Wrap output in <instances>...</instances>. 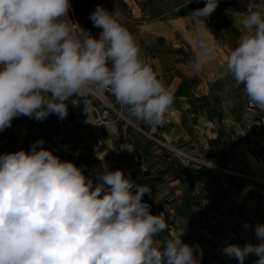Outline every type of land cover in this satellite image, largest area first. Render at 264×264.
<instances>
[{"label":"clouds","instance_id":"clouds-1","mask_svg":"<svg viewBox=\"0 0 264 264\" xmlns=\"http://www.w3.org/2000/svg\"><path fill=\"white\" fill-rule=\"evenodd\" d=\"M217 6L206 0L193 14L209 17ZM70 8V0H0V131L22 115L63 120L66 101L93 86L109 90L131 117L161 124L174 95L141 58L133 35L97 5L89 18L103 31L94 37L69 20ZM240 24L245 32L227 56V71L264 110V0ZM214 51L200 36L193 70ZM43 144L0 155V264H200L203 249L185 243L183 229L162 246L154 240L167 224L142 202L151 188L106 167L94 182ZM242 227L258 242L225 241L222 254L264 264V223Z\"/></svg>","mask_w":264,"mask_h":264},{"label":"rangeland","instance_id":"rangeland-1","mask_svg":"<svg viewBox=\"0 0 264 264\" xmlns=\"http://www.w3.org/2000/svg\"><path fill=\"white\" fill-rule=\"evenodd\" d=\"M205 2L206 0H191L190 3L187 0H96L92 12L97 5H100L113 13L118 22L133 35L140 48L141 58L143 60L148 59L145 62L156 71L158 78L166 87L176 86L173 84V80L176 74L181 71L176 70L178 65L174 66L173 64H178L180 61L179 63L188 65L189 69L187 71H189L191 78L183 87L191 90L189 103L193 116H190L189 113L190 115L187 117L189 121L192 120L190 124L192 131L189 136L191 137L190 144L184 149L174 147L161 135L151 136L149 134L151 142L142 148L141 152L154 154L155 150L159 149L158 147H164L166 152L164 151L163 155L169 157L170 162L174 163L175 170H178L181 166L197 169L207 167L208 170L200 174L201 178L196 181L194 186L191 185L190 178L185 173L183 174L188 186L187 191L192 188V192L197 197L201 196L199 200L200 207L197 206L199 211L200 208L203 210L210 209L213 215L220 217L218 220L226 225L227 230H232L241 220L252 217H258L259 223H261V219L264 223V110L250 103L244 93V85L235 83L233 77L227 71L226 63L218 69L211 70L210 66H207L206 71L193 70L191 65L195 55L185 38L193 35V27L199 24H208L209 27L218 24L217 17L219 14H223L222 11L228 13V11L239 12L238 10L245 9L244 12L249 13L255 9L251 5L252 0H218V10L207 17L210 18V20H207L193 14L194 10L203 8ZM70 3L71 14L77 19L72 0H70ZM183 7H185L187 13H191L189 20L183 18L186 14L184 10L181 11ZM212 15L215 17L213 18ZM236 15L239 16V14ZM68 18L69 20L72 19L71 16ZM81 35L86 36L87 33ZM152 59L155 60L154 63L150 62ZM216 76L221 78L207 80L209 77ZM203 90L207 91V94H203ZM105 96L107 97V99H104L106 104L115 105L114 96L111 92H105ZM76 100L77 103L74 106L77 108L83 107L85 111L80 98L77 97ZM98 102L100 103V101ZM85 112L84 117L87 116L88 119L85 120L87 125L76 121V113L71 110L69 116L62 121V124H56V126L47 130L40 128L41 140H52L54 135L63 136L61 141L57 138L58 143L51 144V151L61 160L71 161L70 156L67 154L68 147L77 146L75 151L80 147L84 151L86 148L81 144V141H84L82 137H86L88 140L93 141L95 147L94 149L89 148L90 145L88 146L87 151L91 153V158L87 160L90 161L89 163L97 162L93 154L103 149H109L108 151L112 154L115 162L114 171L120 169L119 161H121V164L131 172L128 164L123 161L125 154L131 149L130 146L126 151L124 149L126 148L125 144L121 148V141L118 145L111 144L112 142L108 141L109 137L112 136L109 135L110 130H104L103 128L102 133H100L90 119L88 111ZM124 115L125 117L120 121L111 124H117L118 127L114 136L119 134L123 137L127 125H130L129 132L127 131L126 134L131 133L134 137H145V134H141L135 129L136 125L131 126L132 123L129 122V119L137 124L138 122L130 116L128 109L125 107ZM214 131L215 134L212 133ZM216 132H218V136ZM214 135L218 138L222 135V141H227L226 146H234V149L229 147L230 150L228 157L225 158L227 161L225 165L219 164L210 157L214 149L209 144V140L215 139ZM75 136L77 137L76 140L74 139L75 141L69 144V138L73 139ZM128 138L129 134L126 135L124 142L129 144L131 141ZM132 146L135 148V144ZM133 148L132 150H135ZM81 155H79L77 161L72 162L83 170L82 161L79 160ZM221 157L220 154L218 159H221ZM210 165L213 166L210 167ZM203 177L207 187L199 188L197 182L203 180ZM213 191L217 195L210 199L209 194H215ZM219 203H226V206L220 208ZM189 217L197 220L199 218L198 224L204 229H211L212 227L207 217L201 219L197 216V213L194 215L192 213ZM175 222L179 224V221ZM185 227L183 228L181 225L179 227L178 225L175 228L177 230L183 229L184 232L188 229V232L192 234L190 236L186 235V240L187 244L192 245L200 238L197 237V231L194 232L195 228ZM216 237H218V234Z\"/></svg>","mask_w":264,"mask_h":264},{"label":"crops","instance_id":"crops-1","mask_svg":"<svg viewBox=\"0 0 264 264\" xmlns=\"http://www.w3.org/2000/svg\"><path fill=\"white\" fill-rule=\"evenodd\" d=\"M260 3V0H252L251 5L255 9L256 5ZM186 13L183 18L186 20H189L190 14L187 13L185 10V7L181 9ZM223 14L218 15V25L221 27V33L223 34V39L219 40L218 38L215 37L213 32L211 31V28L209 27L208 24H199L195 27H193V35L190 37L185 38V41L187 44L190 46L192 49V52L196 56L197 53V47H198V39L200 36L207 37V39L212 42L215 46V51L207 56L204 61L202 68L200 70L206 71L207 66H210V69L213 70L214 68L218 69L222 65L226 63L227 56L228 54L234 50V47L239 44V41L244 34L245 30L241 27L240 21L242 19V16L247 14L248 12H233V11H222ZM236 14H239L236 15ZM213 18L215 17L214 15L212 16ZM182 18V19H183ZM204 19L210 20V18L205 17ZM200 23V22H199ZM148 60V59H146ZM144 60V61H146ZM151 63H154L155 60H150ZM176 66V70H181L179 74L177 73L175 78H174V85L172 88L170 87L173 95H174V101L172 105L169 107L167 112L165 113L164 120L161 124L159 125H152L151 131L147 132L141 128L139 123L137 124L133 120L129 119V122L132 123L131 126L136 125L135 129L138 132H141V134H145V137L142 136H137L134 137L132 136L131 133L129 134V144L127 142H124L126 138L127 131L129 132V127L130 125H127L126 131H124V136L122 137L121 135H116V132L118 130V127L116 125H108L107 127L104 128V130H110L109 135L111 134L112 136L109 137L108 141H111V144H117L120 142L121 143V148H123L126 145V148H124L126 151L130 146V151H128L124 157V160L131 172H129L124 166V168L127 170V172L134 178L140 185H147L149 188H151L152 194H159V195H165L173 204L175 208L180 206L183 201H184V196L185 194L188 193V186L186 181L184 180L183 172L180 170L174 169V163L170 162L169 157L163 155L164 151L166 152L165 149L162 147H158L159 149L155 150L154 154H149V153H143L142 148H144L146 145H148L149 142H151V136L155 134L161 135L164 139H167L168 142L171 145H174V147H182L183 149L188 147L189 140L191 139L190 133L191 131V121L187 118L191 113H193L190 110V96H191V90L188 88L183 87L189 79L191 78V75L187 69H189L186 64L179 63L178 64H173ZM221 77L216 76V77H209L207 78L208 81L210 80H217ZM203 94H207V91L203 90ZM76 96H72L69 98L68 101H66L67 106H68V115L70 114L71 110H74L76 113V121L81 122L82 124H86L85 120L87 119L84 117V108H77L74 106V104L77 103ZM84 111V112H83ZM83 113V115H82ZM86 113V112H85ZM190 113V114H189ZM190 116H193L191 114ZM47 119V124L45 121V127L43 128L44 130L50 129L56 124H62V121L65 119L61 120L56 114H50L49 118ZM137 121V119H136ZM36 124L35 118L34 117H28V116H18L13 119L11 127L7 128L4 131H0V155H4L5 153H11L15 152L18 150H25V151H30L31 148L28 146L26 147L25 145L28 143L29 139V132L30 129L33 127V125ZM139 126V127H138ZM207 126V124H206ZM215 134V131L212 132ZM217 136H218V132ZM151 134V136L149 135ZM216 135H214V138L217 139ZM57 138L61 141L63 136L61 135H54L53 139H48V141L44 140V144L42 145L45 149L51 150V144L53 143H58ZM76 136L72 138H69V144L72 143L73 141L76 140ZM84 141H81V144L85 146L86 149L83 148H78L81 149V157L80 161H82V166L84 170V175L88 178L93 179L94 182L97 181V174L99 172H102L104 168L106 167L108 170L114 171V159L112 157V154L109 153V149H103L100 152H97L93 154L95 159H97L96 163H89L87 160L91 158V153L87 151L88 146L90 145L89 148H94L93 141L88 140L86 137H82ZM195 138V137H194ZM75 139V140H74ZM193 139V138H192ZM220 139H223L222 135H220ZM100 144V143H99ZM107 144V142H106ZM125 144V145H124ZM135 144V148H133L132 145ZM154 144V143H153ZM186 145V146H185ZM156 146V145H155ZM77 146L71 147L69 146L68 148V155L70 156L71 161H77L78 157L75 156V148ZM111 148V147H110ZM135 149V150H132ZM206 148V146H205ZM125 151V152H126ZM123 157V155H122ZM88 162V163H87ZM121 164V161H119ZM79 165V164H78ZM172 165V166H171ZM205 180V178L203 179ZM225 186L226 183L224 182ZM223 184V185H224ZM216 191V190H215ZM215 193L214 197L217 195ZM196 195V194H194ZM201 195V194H200ZM201 196H199L200 200ZM218 206L221 208L222 206H226V203H219ZM199 207L195 206L193 208V212L197 211ZM192 214V213H191ZM196 214V213H195ZM194 215V214H193ZM167 228L165 231L161 232L159 235L154 237V240L157 242L158 245H163V243L166 241V239L170 238L176 231L177 228L175 227H180L183 226V228H186V224L179 222L177 224L174 220L169 218L168 216H163ZM207 218L209 219L208 221L212 224L211 229H206L207 231H210L212 234H219L224 231H229L226 229V225L222 223L221 221L218 220L220 218L219 216L216 217V215H213L211 211H209V214L207 215ZM199 219V218H198ZM200 220V219H199ZM174 221V222H173ZM219 224L217 232L214 230L213 225L215 223ZM239 223V222H238ZM192 234L191 232H188V229L184 232V237L183 240L185 243H187L186 240V235L190 236ZM242 237V243L241 246H243L245 243L249 242L246 239V236L241 233L240 234ZM245 238V240H244ZM204 243L205 246H204ZM193 244H199L200 247L203 249V257L201 259V262L203 263H208V261L214 257V250L209 246L208 240L203 237L197 240ZM207 249V250H206Z\"/></svg>","mask_w":264,"mask_h":264},{"label":"built area","instance_id":"built-area-1","mask_svg":"<svg viewBox=\"0 0 264 264\" xmlns=\"http://www.w3.org/2000/svg\"><path fill=\"white\" fill-rule=\"evenodd\" d=\"M70 21L79 25L74 15L72 16V19ZM108 91L109 90H104L93 86L88 91V94L84 98L79 97L80 100L83 102L84 107L85 104L87 105V111L89 117L92 120L96 129L100 133H102L103 128L107 127L108 125L115 124L116 122L120 121V119L125 117L124 107H122L120 104L117 103V105H112L110 103L108 104L105 103L104 99H107V97L105 96V92ZM98 101H100V103ZM45 121L46 119H44L43 121L36 120V124L33 125V127L31 128V132L29 134V139L27 143V146L29 148H31V146L36 141L41 140L40 128L43 129V127H45ZM80 153H81V149H78L75 152V156L79 157ZM120 170H122L126 176H130L132 181L135 182V184L140 185L134 178H132V176L127 172V170L123 167L122 164H120ZM197 186L199 188H206L207 184L204 180H200L197 182ZM213 196H214L213 194H209L210 199H212ZM142 202L150 205V211L154 215L163 213V216H168L174 221H179L186 225L189 222V218L179 214L177 209L173 206L172 202L165 195L146 193L142 198ZM244 222H247L251 225H255L257 222H259V219L258 217L243 219L238 223L236 227H234V229L221 232L218 234V237H216V234H212L210 231H207L206 229L195 225L194 232L197 231V237L198 238L205 237L209 242V246L214 250V254H215L214 257H212L208 261V263L200 262V264H238V261L235 258H229L223 255L221 251V247L225 241L238 243L241 245L242 243V237L240 235L241 233H243L246 236V239L249 242L253 244L258 242L251 229L245 230L242 227V224ZM192 228L193 227H191V229ZM254 258L255 256H249L245 260L244 264H253V262L255 261Z\"/></svg>","mask_w":264,"mask_h":264},{"label":"trees","instance_id":"trees-1","mask_svg":"<svg viewBox=\"0 0 264 264\" xmlns=\"http://www.w3.org/2000/svg\"><path fill=\"white\" fill-rule=\"evenodd\" d=\"M72 3H73V7H74V10H75V14H76L79 26L83 30H85L86 32L90 33L92 36L98 38L99 34L103 31V29L102 28H98V27H94L92 21L89 18L90 14L92 13V8L96 4V0H72ZM216 10H218V8ZM238 11L239 12H244L245 9H241V10H238ZM210 28H211V31L213 32V34L218 39H223V34L221 33L220 25L215 24L214 26H211ZM235 47H237V45ZM235 47H234V49H235ZM247 99H248V97H247ZM114 104L117 105V102H116L115 99H114ZM137 122L139 123V125L141 126V128L143 130H145L147 132L151 131L152 124L146 123V122H144L142 120H137ZM226 143H227V141H225V140L222 141V139H220V138L210 139L209 140V144L214 149V151L211 153L210 157L214 161L219 162V164H221V165H225L226 164L227 161H226L225 158L228 157L229 150L230 149H234V146H232V145L231 146L230 145L226 146ZM25 146L27 147V144ZM229 147H230V149H229ZM163 149H165V148H163ZM220 154L222 155L223 158L221 157V159H218V156ZM220 160H223V161H220ZM180 170L183 173H185V175H187L190 178L191 185L194 186L196 181L201 178L200 174L204 173V171H206L208 169H207V167H201L200 169H197L195 167H186V166L183 167V166H181ZM191 189H189L188 193L185 194L183 203L180 206H178L176 209L179 212V214L184 215L187 218H189V222H188V224L186 226H189L190 228L191 227L195 228L194 227L195 225L199 226V224H198V220L199 219L197 220V219L190 218L189 215L191 213H193V214L197 213V216L201 217V219H202V218L207 217V215L209 214V211H211V210L210 209L209 210H203L202 208H200V211L198 209L196 212L195 211L193 212V208L195 206H199L200 207V202H199V197L194 195V193L192 192ZM257 211H259V210L257 209ZM261 223H263L262 219H261ZM218 227H219V224L216 222L213 225V228H214V230L216 232L218 230ZM256 259H257V257L254 258V260H256Z\"/></svg>","mask_w":264,"mask_h":264},{"label":"bare ground","instance_id":"bare-ground-1","mask_svg":"<svg viewBox=\"0 0 264 264\" xmlns=\"http://www.w3.org/2000/svg\"><path fill=\"white\" fill-rule=\"evenodd\" d=\"M70 4H71V3H70ZM71 13H72V8L69 9L68 17H70V16L72 17Z\"/></svg>","mask_w":264,"mask_h":264},{"label":"water","instance_id":"water-1","mask_svg":"<svg viewBox=\"0 0 264 264\" xmlns=\"http://www.w3.org/2000/svg\"><path fill=\"white\" fill-rule=\"evenodd\" d=\"M73 16V14H71Z\"/></svg>","mask_w":264,"mask_h":264}]
</instances>
